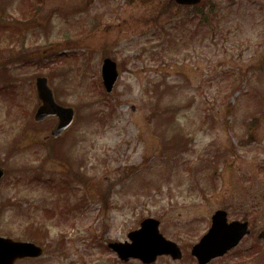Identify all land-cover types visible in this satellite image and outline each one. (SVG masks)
Wrapping results in <instances>:
<instances>
[{
    "label": "rangeland",
    "instance_id": "1",
    "mask_svg": "<svg viewBox=\"0 0 264 264\" xmlns=\"http://www.w3.org/2000/svg\"><path fill=\"white\" fill-rule=\"evenodd\" d=\"M33 3L0 0L4 21H29L4 33L0 235L43 227L42 257L16 264H142L107 243L147 217L184 248L217 209L264 232V0H204L205 29L172 0H42L35 14ZM106 57L119 78L104 99ZM37 76L76 110L58 139L56 119L33 120ZM253 235L250 254L263 247Z\"/></svg>",
    "mask_w": 264,
    "mask_h": 264
},
{
    "label": "water",
    "instance_id": "2",
    "mask_svg": "<svg viewBox=\"0 0 264 264\" xmlns=\"http://www.w3.org/2000/svg\"><path fill=\"white\" fill-rule=\"evenodd\" d=\"M200 0H176L183 5H192ZM102 78L106 91L110 94L118 78L116 63L107 58L102 65ZM37 91L43 105L37 109L35 120L42 121L48 116L58 119L56 126L51 131L53 137L60 136L71 125L74 119V110L57 105L52 92L47 87L46 79L37 80ZM3 170L0 168V179ZM212 218V226L201 241L194 246L193 253L198 257L201 264L210 259L220 256L238 243L248 232L246 224L232 222L226 223L225 214L217 212ZM131 242L128 244H113L111 247L120 258L127 260L131 257L139 258L144 263L153 262L158 255L172 254L173 258L180 257V251L169 241H166L158 233V222L153 219L144 220L141 228L128 235ZM42 254L40 247L30 242H16L11 239L0 237V264H14L17 259L36 258Z\"/></svg>",
    "mask_w": 264,
    "mask_h": 264
},
{
    "label": "flooded vegetation",
    "instance_id": "3",
    "mask_svg": "<svg viewBox=\"0 0 264 264\" xmlns=\"http://www.w3.org/2000/svg\"><path fill=\"white\" fill-rule=\"evenodd\" d=\"M0 47H1V44H0ZM1 53L2 54L6 53V47L4 45L1 47ZM217 210L225 211L226 216L228 218V221L237 220L240 222H246L248 225L246 227L248 229H250V232L248 235H245L239 241V243L237 244L236 247H234L233 249L229 250L228 252H226L220 256L212 258L206 264H247V263H250L251 261H253L255 259L257 260V264H259V262L264 264V240H258L257 239V236L263 231L257 233L256 235H255V233H256L255 232L253 235L251 224L247 219H243L244 217H239V216H231V214L228 210H224V209H217ZM217 210L213 211L212 214L209 216L208 222H207L208 225L205 228V230H208L207 228L210 227V218L214 214V212H216ZM252 235L254 236L255 240L259 243V245L263 244V247L262 248L259 247L257 252L250 254L249 253V250H251L250 247H245V248H242V247L245 245V239L251 237ZM169 241H172V240H169ZM194 244L190 245L188 248L187 247L184 248V245L182 243H181V245L177 244L179 249H180V252H181V258L180 259H174L171 256V254H168V255H163V256L157 257L156 262H154L152 264H156L158 262V260H160L161 258H166L170 262L175 261V262L180 263L181 261H186L187 263L191 262V264H198V259L193 255V245ZM231 257H234V259H236V260L235 261H231V260L228 261V259H230Z\"/></svg>",
    "mask_w": 264,
    "mask_h": 264
},
{
    "label": "trees",
    "instance_id": "4",
    "mask_svg": "<svg viewBox=\"0 0 264 264\" xmlns=\"http://www.w3.org/2000/svg\"><path fill=\"white\" fill-rule=\"evenodd\" d=\"M201 17H204L202 23H204V22L206 23V21H208L207 17L205 18V15L204 16H201ZM52 155H53V153H52ZM41 230H42V227H40L38 225L36 226V225H33L32 224L30 227H27V229L25 231L26 232V235L25 236L26 237L29 236L28 239H31V240L37 242V240H38L37 238H38V235L41 234Z\"/></svg>",
    "mask_w": 264,
    "mask_h": 264
}]
</instances>
